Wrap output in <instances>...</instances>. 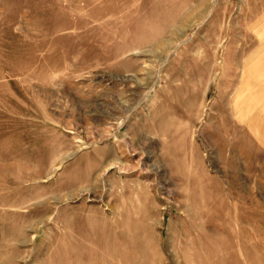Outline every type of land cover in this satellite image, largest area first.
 I'll return each instance as SVG.
<instances>
[{
	"label": "rangeland",
	"instance_id": "1",
	"mask_svg": "<svg viewBox=\"0 0 264 264\" xmlns=\"http://www.w3.org/2000/svg\"><path fill=\"white\" fill-rule=\"evenodd\" d=\"M0 264H264V0H0Z\"/></svg>",
	"mask_w": 264,
	"mask_h": 264
},
{
	"label": "bare ground",
	"instance_id": "2",
	"mask_svg": "<svg viewBox=\"0 0 264 264\" xmlns=\"http://www.w3.org/2000/svg\"><path fill=\"white\" fill-rule=\"evenodd\" d=\"M248 106V105H247ZM241 109H242V107H241ZM243 110V109H242ZM241 115V117H242V114H240ZM255 119H256V117H255ZM251 120V119H250ZM252 121V120H251ZM258 125V124H257ZM256 127V126H255ZM259 126H257V128H258ZM252 128H253V126H252ZM253 130H254V128H253ZM256 131V130H255ZM260 139V138H259Z\"/></svg>",
	"mask_w": 264,
	"mask_h": 264
}]
</instances>
